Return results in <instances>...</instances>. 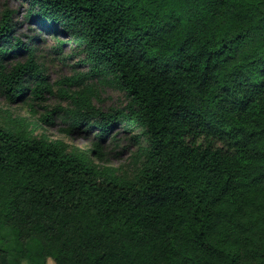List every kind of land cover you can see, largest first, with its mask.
Masks as SVG:
<instances>
[{"label":"trees","instance_id":"trees-1","mask_svg":"<svg viewBox=\"0 0 264 264\" xmlns=\"http://www.w3.org/2000/svg\"><path fill=\"white\" fill-rule=\"evenodd\" d=\"M25 1L88 70L48 110L35 38L0 14V264H264V0ZM53 116L91 148L40 132ZM118 126L126 170L100 164Z\"/></svg>","mask_w":264,"mask_h":264},{"label":"rangeland","instance_id":"rangeland-1","mask_svg":"<svg viewBox=\"0 0 264 264\" xmlns=\"http://www.w3.org/2000/svg\"><path fill=\"white\" fill-rule=\"evenodd\" d=\"M27 2L25 0H0V14L7 8L15 12L13 21L17 23L15 30V36H17L23 44L30 43L31 38H35V41L31 44L33 48V54L36 64L41 69L42 73L47 77V82L51 86L52 94L45 95V106L48 110L56 108L57 106L65 107L66 102L63 100V92H69L75 90L69 86L65 80L77 78L78 75L85 74L87 72V66H83L80 62L82 56L75 55L69 58L72 52H75V44L71 41H67L68 38L62 36L50 37L45 33H40L32 23L25 20ZM66 37V36H65ZM57 41L63 42L61 48L62 55L56 54ZM69 58L63 60V58ZM27 60V55H19L6 58L5 62L7 67H11L16 61L24 63ZM80 64V65H78ZM85 84L93 85L96 99H93L95 106L103 111H107L110 108H121L125 105L124 95L117 89L111 87H104L98 84L95 79L84 78ZM7 109L5 102L0 98V113ZM16 114L28 116L31 118H38L45 114L43 108L35 107V113H32L28 107L16 110ZM53 124L41 122L42 128L40 132H44L49 138L62 139L64 142L74 145L80 148H91L90 138H86L82 135L68 136L63 133L64 126L60 123L57 116L52 117ZM118 139L114 145L105 146L106 152H112L108 154L100 164L120 167L122 170L129 168L128 156L130 149H124L128 142L126 138L129 134H125L121 126L116 129ZM132 133V132H131ZM121 152L119 156L115 154ZM52 263V261L50 260ZM50 263V264H51Z\"/></svg>","mask_w":264,"mask_h":264}]
</instances>
